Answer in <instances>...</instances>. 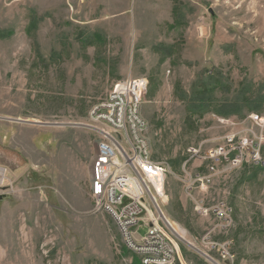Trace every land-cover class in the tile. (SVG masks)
<instances>
[{"label":"rangeland","instance_id":"1","mask_svg":"<svg viewBox=\"0 0 264 264\" xmlns=\"http://www.w3.org/2000/svg\"><path fill=\"white\" fill-rule=\"evenodd\" d=\"M129 77L175 264H264V165L204 159L264 133V0H0V264L137 263L91 195V111Z\"/></svg>","mask_w":264,"mask_h":264},{"label":"built area","instance_id":"2","mask_svg":"<svg viewBox=\"0 0 264 264\" xmlns=\"http://www.w3.org/2000/svg\"><path fill=\"white\" fill-rule=\"evenodd\" d=\"M145 78H126L119 81L106 99L91 111L95 125L91 127L99 134L96 150L92 158L91 195L95 211L108 214L119 224L122 239H129V247H140L142 256H137L141 264H161L169 260L175 264L178 255H172L170 238H173L163 224L162 203L166 176L164 167L168 165L156 161L151 151V143L146 141L148 122L142 115L143 86ZM254 118H258L257 115ZM98 125H101L99 127ZM247 145L235 146L231 140L230 148L213 149L204 159L215 164L238 165V159L247 163L264 165L262 148L264 133ZM200 151H194L197 156ZM205 177L192 176L185 180L188 195L205 190L208 180ZM204 215L208 212L200 209ZM217 215L228 217L229 209L225 205L214 208ZM141 224L148 227L147 234L137 236ZM208 244L211 241L208 239ZM227 244H216L224 257L233 258Z\"/></svg>","mask_w":264,"mask_h":264},{"label":"bare ground","instance_id":"3","mask_svg":"<svg viewBox=\"0 0 264 264\" xmlns=\"http://www.w3.org/2000/svg\"><path fill=\"white\" fill-rule=\"evenodd\" d=\"M103 102V101H102ZM146 141L147 142H149V140H148V138H147V132H146ZM164 198V200L166 201L167 199H166V196H164L163 197ZM164 221L166 222H168L169 224V227L171 228V230L173 231V232H175V233H177L178 234V236L180 237V238H182L183 236H181L179 233H178V231H177V228L175 227V225L173 224V223H170L168 220H167V216L165 215L164 216ZM116 222V225H117V227H118V229H119V224H118V222L117 221H115ZM167 224V223H166ZM123 242H124V244H125V246L126 247H129V239H123ZM170 246L172 247V255H177V247H176V245L171 241V239H170ZM128 249H130L131 251H134L138 256H142V249H140V247H132V248H128ZM161 264H169V260H161Z\"/></svg>","mask_w":264,"mask_h":264},{"label":"trees","instance_id":"4","mask_svg":"<svg viewBox=\"0 0 264 264\" xmlns=\"http://www.w3.org/2000/svg\"><path fill=\"white\" fill-rule=\"evenodd\" d=\"M231 106L236 108V110H234V112H237V111L239 110V107H238L239 104H238V102L233 103ZM256 108H257V110L259 109V107H256ZM231 110H232V109H231ZM136 262L139 263V264H141L140 261H139L138 259H137V261H135V263H136ZM137 263H136V264H137Z\"/></svg>","mask_w":264,"mask_h":264},{"label":"water","instance_id":"5","mask_svg":"<svg viewBox=\"0 0 264 264\" xmlns=\"http://www.w3.org/2000/svg\"><path fill=\"white\" fill-rule=\"evenodd\" d=\"M17 121H20V122H22L21 120H17ZM24 122V121H23ZM26 122V121H25ZM28 122V121H27ZM52 125H55V124H52ZM194 249L195 250H197L195 247H194ZM198 251V250H197ZM198 252H200V251H198ZM202 253V252H201Z\"/></svg>","mask_w":264,"mask_h":264}]
</instances>
